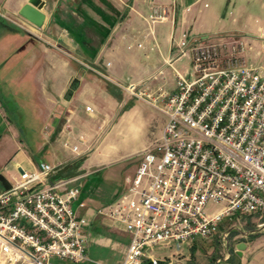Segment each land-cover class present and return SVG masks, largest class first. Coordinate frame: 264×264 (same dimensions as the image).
<instances>
[{
    "label": "crops",
    "instance_id": "1",
    "mask_svg": "<svg viewBox=\"0 0 264 264\" xmlns=\"http://www.w3.org/2000/svg\"><path fill=\"white\" fill-rule=\"evenodd\" d=\"M28 1L0 0V12L5 11L0 13V176L12 184L23 171L35 173L46 163L54 171L37 188L75 180L70 186H79L81 196L74 209L89 223L85 234L90 261L81 264H120L130 235L118 221L97 215L108 204L93 195L88 179L117 163L110 157L112 136L121 127L135 135L145 127L144 108L136 98L127 103L131 95L127 87L141 83L140 91L173 92L175 70L190 68L189 56L174 63V69L165 65L177 54L173 39L183 33L190 39H208L207 24L218 10L212 4L222 0H43L47 21L41 28L19 15ZM227 1L241 15L258 3L264 9V0ZM156 6L167 7L170 15L151 27L146 19ZM263 30L264 22L249 26V35L259 37ZM160 70L164 78L158 77ZM147 104L164 114L161 106ZM109 127L112 132L105 136ZM137 168L132 173L126 169L124 181L132 179ZM4 190L0 182V192ZM241 243L247 248L240 257ZM213 246L214 242L197 238L178 253L159 250L156 255L160 264H264L263 236L228 240L220 258L213 257Z\"/></svg>",
    "mask_w": 264,
    "mask_h": 264
},
{
    "label": "built area",
    "instance_id": "2",
    "mask_svg": "<svg viewBox=\"0 0 264 264\" xmlns=\"http://www.w3.org/2000/svg\"><path fill=\"white\" fill-rule=\"evenodd\" d=\"M169 15L167 7L156 6L146 21L154 27ZM258 38L264 49V30ZM173 46L177 54L165 65L174 69L189 56L190 68L175 70L173 92L144 91L167 117L161 137L139 153L124 196L97 211L130 235L120 264H160L157 251L178 253L197 238H213L226 219L264 216V64L249 63L245 35L214 41L183 33ZM140 84H130L128 92L137 96ZM53 171L41 163L0 192V264L90 261L89 223L74 209L81 188L70 186L75 180L37 188ZM230 234H223L224 246Z\"/></svg>",
    "mask_w": 264,
    "mask_h": 264
},
{
    "label": "rangeland",
    "instance_id": "3",
    "mask_svg": "<svg viewBox=\"0 0 264 264\" xmlns=\"http://www.w3.org/2000/svg\"><path fill=\"white\" fill-rule=\"evenodd\" d=\"M217 4H212V8L216 7L218 10L216 16L212 17L209 24H207V27L209 28L206 30L208 32V39L215 41L218 40V38L228 35H245L246 41H248L251 46L248 52L249 63L254 66L264 64V49L262 42L259 40L258 35H249L251 34L249 32V26H251V28H257L263 25L264 9L260 6V3L255 4V6L251 5L249 10L242 15L238 13L237 8L230 5L227 0H222ZM0 13L5 15V11H1ZM0 19L3 18L0 16ZM179 70L182 73H185L186 71L181 67ZM140 93H143V95ZM128 98L127 103L136 98L141 104V107L144 108V112L146 113L145 127H140L141 133L139 135H135L126 126L121 127L120 130L112 136L114 153L110 157L117 158V163L105 169L99 175H95L88 179L89 183L94 185L93 195L98 199H101L104 204L108 205L115 203L124 196L126 190H128H124V185L126 186L128 183L127 179L125 181L124 179L129 174L126 173V169L130 170L131 173L136 170L140 159L139 153L142 152L145 146L147 148L150 144H153L158 140L162 124L166 121L164 114L151 108L147 104V102H150V99L144 95V91H140L139 89L137 90V96L128 95ZM125 107L126 105L124 104L121 109ZM86 111L91 112L92 108L86 107ZM148 118L150 119V122H148ZM111 130V127L106 131L104 130L105 136H108L112 132ZM135 149H139L140 151L137 154H132ZM212 208V210L216 209L215 207ZM263 224L264 216L259 215L242 216L234 218L232 221L226 219L223 227L220 228V231L214 235L213 238L207 240L214 242L212 252L214 255L213 257L220 258L227 251L221 242V238L225 231H232L228 240H233L236 237L238 240L252 241L261 236H263L264 239Z\"/></svg>",
    "mask_w": 264,
    "mask_h": 264
},
{
    "label": "water",
    "instance_id": "4",
    "mask_svg": "<svg viewBox=\"0 0 264 264\" xmlns=\"http://www.w3.org/2000/svg\"><path fill=\"white\" fill-rule=\"evenodd\" d=\"M44 7L45 1L43 0H29L28 3L21 8L19 15L35 27L41 28L47 21V17L43 12ZM0 182L5 190L11 189L10 182L3 175L0 176ZM246 248L247 246L245 243L239 244L237 247V255L241 257Z\"/></svg>",
    "mask_w": 264,
    "mask_h": 264
}]
</instances>
